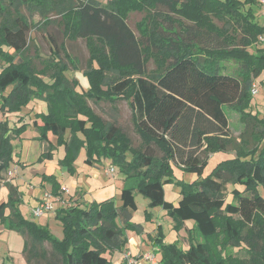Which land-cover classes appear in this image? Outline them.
Segmentation results:
<instances>
[{
  "label": "trees",
  "instance_id": "1",
  "mask_svg": "<svg viewBox=\"0 0 264 264\" xmlns=\"http://www.w3.org/2000/svg\"><path fill=\"white\" fill-rule=\"evenodd\" d=\"M17 1L15 15L10 11L14 1L6 5L8 10L0 8V42L7 46L5 51L0 48L6 61L0 71L2 112L18 113L31 101L44 100L47 111L37 113L32 122L38 140L46 144L39 162L52 160L64 147L58 163L74 175L77 156L85 149L86 164L111 159L123 175L121 205L108 198L56 208L55 218L62 225V236L57 237L47 225L22 213L23 193L5 179L14 161L13 140L30 124L19 115L13 126L8 119L0 120V189L9 187L8 200L0 203V220L23 236L26 261L114 264L106 253L123 251L129 231L141 233L132 221L138 191L152 206H162L176 227L195 222L187 248L149 235L160 251L159 264H264V115L253 113L251 103L253 85L264 69V25L254 9L259 1ZM20 2L41 17L61 16L65 38L87 40V97L76 91L79 81L65 74L69 67L60 58L64 42L49 36L54 70L44 64L48 60L40 61L41 68L26 55L39 22L19 14ZM130 6L147 12L140 35L127 21ZM226 59L236 61L237 70H224L221 60ZM150 60L154 69L149 68ZM118 97L132 108L138 146L87 101L113 103ZM226 109L243 124L237 136ZM220 151L235 153L205 174L210 154ZM172 164L198 175L181 186L177 204L165 199L164 183L177 181ZM42 180L62 197L64 190L54 175L44 174ZM46 242L50 254L43 247Z\"/></svg>",
  "mask_w": 264,
  "mask_h": 264
},
{
  "label": "rangeland",
  "instance_id": "2",
  "mask_svg": "<svg viewBox=\"0 0 264 264\" xmlns=\"http://www.w3.org/2000/svg\"><path fill=\"white\" fill-rule=\"evenodd\" d=\"M13 1L14 5L12 7L10 6V11L11 13H13V15H15L13 11L15 9V6L19 2L17 0H0V8H2L3 10H8V3L11 2L12 4ZM98 1H100L102 4H106L108 0ZM258 1L259 5L257 4L254 7L255 17L260 24L264 25V0ZM19 4L20 6H18L16 10H18L20 15L22 14L26 19H29L34 23L39 22V27L35 28L31 32V37L34 38V41L30 42V48L28 49L26 55L32 58L35 64L39 67L42 66L40 61L44 59L48 60L44 64L52 65L48 66V68H50V70H54L53 67H55V64L53 61V56L51 55L52 53L49 36L50 34H52L55 37L57 43L64 42L66 51L61 53L60 58H62L63 63H66L69 67L65 74L70 79L76 78L79 81L76 91L80 94L86 95L90 87L87 77L84 75V71L88 68V62L90 61L91 57L87 40L83 38H65V36L63 35L64 32L61 22V16L41 17L39 13L33 11L32 7H30L28 3L20 2ZM146 13L147 12L144 9H134L131 6L128 10L127 21L137 35H140V33L144 31V28H146ZM1 19L2 17H0V21ZM180 21L181 23L185 22L183 21V18L180 19ZM0 48L4 51L7 50V46L2 42H0ZM37 54H39V56ZM5 64V59L0 55V71L3 69ZM221 65L224 70L230 72L235 71L237 70L236 68H238V63L232 59L221 60ZM155 66L156 65L154 60H150L149 68L154 69ZM41 68H44V66H42ZM256 80L257 81L255 82V84L257 85L258 91L256 93H253L252 95V110L253 113L264 115V69L261 71V74ZM10 90L11 87H8L5 94H8ZM87 101L88 104L94 109V111L101 115L106 121L115 122L119 126H121L131 138L133 146H138L140 144V136L135 129L133 121L132 108L130 107L129 102L124 99V97H118V99L113 103L103 100L94 101L93 99H87ZM46 111L47 103L42 99H35L31 101L29 105L23 107L22 110L18 113L4 114L1 110L0 104V120L8 119L10 125L13 126L19 122L17 120L18 115L30 116L31 118H34L37 116V113ZM226 112L230 120L232 132H234L237 136L239 132L242 131L243 124L241 123L238 115L233 110L230 111V109H226ZM29 124L31 125L32 123ZM33 131L34 129L31 128L28 132ZM49 137L54 139L51 133L49 134ZM35 140V138H28L25 148L22 146L23 144L17 143L15 142V140H13L15 149L18 150V155H20V157L24 155L25 157L22 163H27L28 165L29 163L34 164L37 155H39L41 151H44L46 144L40 140H38V142H36ZM64 153L65 148L60 147L59 152L55 154V161L58 162L59 159L64 156ZM234 153V151H232L231 153L220 151L210 154L204 173H211L213 168L219 162L232 157ZM158 154H160V152H158ZM130 155V153H128L127 155L129 159L131 158ZM17 157H15V160H21ZM85 158L86 150L82 149L76 159V166L78 169L76 175H71L70 173H68L67 169L62 166L61 171H57L58 178L63 181L65 187H68L69 190H71L70 192L72 194L76 191L77 187L76 193L72 196L68 195V193L65 191L63 193L64 195L62 200H59L57 206L60 204L69 206L76 203L84 205L86 202L90 203L94 200L102 201L108 198L114 199L117 205H121L122 202L120 196L122 186L119 180H121L123 175L120 171L119 166L113 165L111 163V159H107V161L103 159L101 163L96 164L95 166H91L84 162ZM12 163L14 164V162ZM111 166L114 167V172H111L109 170ZM32 167H34L35 169H40L44 167L46 168L47 166H45V161H42L37 162L33 166L29 167V170L33 169ZM172 171L177 181H167L164 183L165 199L167 201L177 203L181 197V186H183V184L185 183L194 182L196 179H198V175L195 173H190L181 166H177L175 164H172ZM96 172H98L100 175L98 180L94 177V174ZM26 174L27 177H29L31 173L26 172ZM8 175L9 173L5 175V179L7 180ZM116 181H119V185L116 184ZM31 185L34 184H32L31 182L29 183V186H22L24 203L23 205H20V208L22 210V213L26 217L30 216L29 209L35 201L33 198V192L30 188ZM232 188L233 186L229 185L228 190L230 191ZM47 190H50V186L43 191ZM8 198L9 187H7L6 185L2 186V188L0 189V203L3 201H7ZM82 198H84L86 201H83ZM135 198L137 202V209L133 213L132 221L135 224L140 225L141 233H138L135 230H132V232H134V234L136 235L139 241V245H131L130 248L126 246V249H124L123 251L115 250L114 252H107L106 255L114 264H124V260H129V264H136V257L140 259V262L138 264H151L150 261L146 260L144 257V254L146 253H153L158 259L161 256L160 251H158L157 247L153 244V241L149 238V235L161 237L163 239V242L165 243H177L184 248H187L189 246V229L195 225V222L193 220L185 221L183 227H176L175 220L167 213L165 209L162 208V206H152L149 199L138 191L135 192ZM230 199L231 195L228 194L227 200L229 201ZM51 214H54V218L53 222L49 224V228L57 237H61L62 225L57 219H55V213L53 212ZM36 218H39L40 221H42V216ZM159 226L161 227L160 230L158 229ZM143 235L145 245L142 247L140 246L142 245L140 236ZM196 239H198L197 236ZM24 242L25 240L19 232L6 229L2 221L0 220V264H20L22 263V261H25L26 264H46L45 261L40 258H34L31 260V263H28L26 261V254L23 253ZM43 247L44 249H46L48 254L51 253L52 247L49 243H44ZM132 249H135V253L138 254L136 255V257L133 255V253H128V250L132 251ZM9 252H12V256H9ZM140 252L143 253L140 254Z\"/></svg>",
  "mask_w": 264,
  "mask_h": 264
},
{
  "label": "crops",
  "instance_id": "3",
  "mask_svg": "<svg viewBox=\"0 0 264 264\" xmlns=\"http://www.w3.org/2000/svg\"><path fill=\"white\" fill-rule=\"evenodd\" d=\"M24 119H25L26 122L32 123L35 118H31L30 116H25ZM31 128L34 129V131L33 132H28L29 129H31ZM38 135L39 134H38L37 130L31 124V125L28 126V129L21 135V137L15 139V142L23 144L22 146L25 148L27 139L28 138H35L36 139L35 141L38 142V138H37ZM52 137L54 139H52V138H50V139L55 143L56 142V137L54 135H52ZM59 150H60V147L56 150L55 154L58 153ZM42 152L43 151H41L40 154ZM40 154L37 155L36 160H35V163L39 162L38 161V158H39ZM15 157H17L18 159H21V160L17 161V160H15ZM24 158H25L24 155L20 157V155H18V150L15 149L14 161H13L14 164L12 163L11 166H10L8 180L13 185L17 186L22 193H23L22 186H24V185L29 186V183H31V182H32V184H34V185H31L30 188H31V191L33 192V198H34L35 201H34L33 205H31V207L29 209L30 216H28V217L30 219H32V220L37 221L40 224L47 225L49 227V224L51 222H53L54 214H51L53 212H49V213L45 214L44 216H42V221H40L39 218H36V217L32 216L30 212L32 210L31 208H33L34 206H36L38 204L39 197L41 196L43 190L46 189L49 186H50V190H51V183L42 180V176L44 174H46V175H54L57 178V180H58L59 184L61 185V187L62 188L65 187V184L63 183V181L61 179L58 178V175H57L58 174L57 171H61V169H62L61 168V165H59V163L57 161H55V156H54V158L52 160H44L45 161V166H47L46 168L44 167V168H40V169H35L34 167H32L33 169H30L29 170V167L33 166L35 163L34 164L33 163H29V165L27 163H22L23 160H24ZM105 160L107 161V159H105ZM62 167H64V166H62ZM26 172L31 173L29 177H27ZM77 172H78V169H77ZM77 172H76V174H77ZM76 174H74V175H76ZM94 177H95V179L98 180L99 177H100L99 173L96 172L94 174ZM119 181L121 182L120 183L121 186H123V177ZM119 181H116V184L117 185H119L118 184ZM66 188L68 189V192L67 193L70 196L74 195L76 193V191H77V187H76V191L72 194L70 192L71 190H69L68 187H66ZM82 199H83V201H86L84 198H82ZM23 203H24V196H23L22 205H23ZM177 203H175V204H177ZM85 204H87V202ZM60 205H62V204H60ZM60 205H58L56 208H58ZM128 235H129V242L126 245L128 248H130L131 245H133V246L139 245V241H138L136 235L134 234V232L129 231L128 232ZM140 238L142 240V245H140V246L143 247L145 245V243H144V235L143 236H140ZM143 252H140V254H142ZM128 253H133V255L135 257H136V255H138L137 253H135V249L134 250L132 249V251L131 250H128ZM8 254H9V256H12V252H9ZM139 262H140V259L138 257H136L135 258V263L138 264ZM20 264H26V262L25 261L24 262L22 261V263H20ZM128 264H129V260H128Z\"/></svg>",
  "mask_w": 264,
  "mask_h": 264
},
{
  "label": "built area",
  "instance_id": "4",
  "mask_svg": "<svg viewBox=\"0 0 264 264\" xmlns=\"http://www.w3.org/2000/svg\"><path fill=\"white\" fill-rule=\"evenodd\" d=\"M257 85H253V93H256ZM111 172H114L115 169L113 166L109 169ZM64 192H68V189L66 187L62 188ZM63 196L60 195H54L51 190L43 191L41 196L39 197L38 204L34 206L31 210V214L34 217L44 216L45 214L49 212H54V210L57 207V203L59 200H62ZM144 257L146 260H149L151 264H159L158 259L156 258V255L153 253H146L144 254Z\"/></svg>",
  "mask_w": 264,
  "mask_h": 264
}]
</instances>
